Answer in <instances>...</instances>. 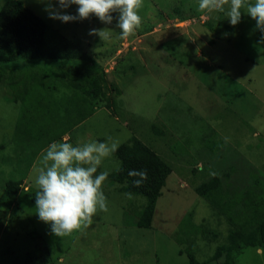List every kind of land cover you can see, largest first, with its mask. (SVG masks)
Wrapping results in <instances>:
<instances>
[{
  "label": "rangeland",
  "instance_id": "rangeland-1",
  "mask_svg": "<svg viewBox=\"0 0 264 264\" xmlns=\"http://www.w3.org/2000/svg\"><path fill=\"white\" fill-rule=\"evenodd\" d=\"M5 1L0 0V7ZM22 1L76 40L90 59L0 61V264H188L191 255L222 262L233 244L231 231L250 215L248 203L244 197L223 212L196 187L219 174L230 199L249 189L264 203V40L256 21L243 6L240 21L231 25L224 12L200 10L198 0H140L141 23L121 39L118 11L111 13V23L95 14L62 22L49 17L46 5L71 14L77 5L60 9L56 0ZM223 7L228 9L229 0ZM90 29H106L110 39L102 40ZM92 61L105 77L95 111L63 134L43 131L48 119L39 122L46 142L40 148L20 137V97L30 75L36 78L34 86L45 75V82L58 89L44 93L65 105L64 93L78 88L74 75H84V66ZM49 65L51 71L43 69ZM153 125L165 133H156ZM132 135L172 167L150 227L135 224L146 198L111 180L120 166L112 152L98 167V172H108L101 185L106 209H97L71 234H53L34 209L42 149L62 137L72 144L95 139L120 145ZM9 180L21 181L13 197L6 191ZM258 236L260 244L242 242L234 250V264H264V222Z\"/></svg>",
  "mask_w": 264,
  "mask_h": 264
},
{
  "label": "trees",
  "instance_id": "trees-1",
  "mask_svg": "<svg viewBox=\"0 0 264 264\" xmlns=\"http://www.w3.org/2000/svg\"><path fill=\"white\" fill-rule=\"evenodd\" d=\"M258 33L264 40V33L260 29H258ZM81 50L76 40L64 36L26 6L22 0H6L0 7V61H15L22 58L72 62L78 59H90ZM51 66L43 69L51 71ZM57 68L60 71H65L62 67ZM9 78L11 83L14 82L12 75ZM30 78L25 94L20 97L24 106L20 119L16 123V129L20 137L28 138L33 141V144L39 145V148L46 145L45 138L38 132L42 131L39 122L45 123L48 119L43 131L53 133L58 130L62 134L67 132L95 111L98 97L101 94L100 86L105 82L101 68L92 61L84 66V75H74V82L78 84V88H71V93H64L63 99H66L67 102L65 101L66 104L62 105L60 101L50 100L51 97L44 93L48 91V88L57 91V87H52L50 83L45 82V78H42L34 86L33 81L36 78L31 75ZM15 85L16 83H13V86ZM44 94L47 96L45 97L47 100L42 103L40 99H44ZM62 117L65 119H61ZM63 120L65 122L67 120V123L63 124ZM57 127L60 128L57 129ZM152 128L158 134L163 131L155 125ZM163 133L165 132L163 131ZM114 154L120 159V166L110 174L111 180L122 183L123 191L146 198L145 205L137 214L135 224L138 227H150L157 198L161 194L168 175L172 172V167L159 153L136 135H132L129 141L118 145ZM133 169L143 170L147 174L139 185L133 183L139 177L128 174ZM20 185L21 181L9 180L6 183L7 195L9 197L16 195ZM196 191L223 212H228L238 200L245 201L246 198L248 203L245 211H250V215H245L244 221H240V229L231 231L233 244L226 248L225 259L217 264H234L233 252L240 247L242 242L246 245L260 244L258 233L260 224L264 222V203L260 197H253L251 191L247 189L246 193L236 194L230 199L229 194L223 189L219 174H214L210 179L199 184ZM248 225L251 228L246 232L245 229ZM47 256V253L42 254L38 261L42 262ZM213 259L216 260L214 257L209 261H202L191 255L188 264H213Z\"/></svg>",
  "mask_w": 264,
  "mask_h": 264
},
{
  "label": "clouds",
  "instance_id": "clouds-1",
  "mask_svg": "<svg viewBox=\"0 0 264 264\" xmlns=\"http://www.w3.org/2000/svg\"><path fill=\"white\" fill-rule=\"evenodd\" d=\"M225 0H198L200 10L224 12L231 25L241 19L244 13L256 21V27L264 33V0H229L225 11ZM60 9L77 5L76 13L56 10L49 2L45 10L52 19L69 22L84 19L95 14L102 22L111 23V13L118 11L116 18L118 35L128 37L141 23L138 13L140 0H56ZM97 34L102 40L110 39L106 29H90V34ZM115 142L99 140L72 144L65 138L51 141L40 155V166L36 168L35 214L39 220L49 225L56 236L71 234L85 224L97 209H106V197L101 185L108 176L107 171H99L104 158L116 150ZM129 176L139 179L133 181L139 185L146 178L143 170H130Z\"/></svg>",
  "mask_w": 264,
  "mask_h": 264
}]
</instances>
